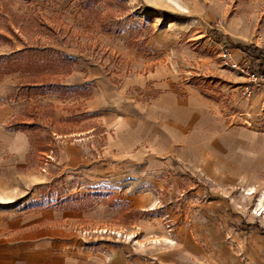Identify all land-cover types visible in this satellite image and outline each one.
Returning a JSON list of instances; mask_svg holds the SVG:
<instances>
[{
  "label": "rangeland",
  "instance_id": "374dc122",
  "mask_svg": "<svg viewBox=\"0 0 264 264\" xmlns=\"http://www.w3.org/2000/svg\"><path fill=\"white\" fill-rule=\"evenodd\" d=\"M81 1L0 0V65L10 61L0 80L12 76L18 91L9 101L22 120L31 119L11 125L27 135L30 151L24 177L0 180V205L30 213L103 204L119 214L107 225L78 221L80 237L121 243L146 259L153 246L178 247V230L185 244L193 239L198 247L196 264H205L204 255L220 264H264V77L256 73L258 61L210 31L255 41L264 28V0H93L85 8ZM237 62L239 68L229 66ZM77 74L116 88L138 81L123 93L142 110L158 97V79L180 96L194 88L211 100L215 148L201 151L198 164L166 169L163 187L134 212L103 184L85 185L80 169L71 171L64 160L70 142L88 162L108 168L117 161L110 146L117 125L93 119V84L70 85ZM155 217L165 237L136 226Z\"/></svg>",
  "mask_w": 264,
  "mask_h": 264
},
{
  "label": "crops",
  "instance_id": "0c3cea01",
  "mask_svg": "<svg viewBox=\"0 0 264 264\" xmlns=\"http://www.w3.org/2000/svg\"><path fill=\"white\" fill-rule=\"evenodd\" d=\"M257 35L264 44V28ZM258 38L248 45L262 49ZM89 80L94 91L89 100L91 112L96 116L93 119L109 126L117 125L110 139L111 155L117 161L108 168L88 162L81 146L70 142L65 146L64 160L71 171L80 169L85 185L103 184L102 191L117 193L120 196L117 200L126 201L134 212L152 201L154 189L163 187L165 181L161 176L166 175V169L182 170L198 164L201 151L215 148L211 100L194 88L186 87L183 90L186 96H180L169 80L158 79L154 83L160 90L158 97L142 110L132 105L123 93L138 81L124 80L116 88L98 80L96 75L85 78L77 74L70 85L82 86ZM17 89L12 76L0 80V180L24 177L23 168L30 151L27 135L11 128L13 123L31 122V119L22 120L19 106L9 101ZM59 108L56 107V113H63ZM118 214L103 204L88 210L59 211L53 207L30 213L0 205V264H196L198 247L193 239L185 244L186 238L178 230V247L153 246L148 250L150 258L146 259L141 252H126L128 246L124 244L89 241L76 232L80 220L107 225ZM138 224L149 236H163L157 217ZM206 240L214 245V239ZM222 255L229 257L230 253ZM203 258L205 264H220L214 258L205 255Z\"/></svg>",
  "mask_w": 264,
  "mask_h": 264
},
{
  "label": "trees",
  "instance_id": "16d2710c",
  "mask_svg": "<svg viewBox=\"0 0 264 264\" xmlns=\"http://www.w3.org/2000/svg\"><path fill=\"white\" fill-rule=\"evenodd\" d=\"M92 2H93V0H83V1H81V6H82V8H85L88 5L92 4ZM210 31H211L212 37L215 38V40H217L218 42H220L221 40L224 39L225 40V46L227 48H232V49H236V50L238 49L239 52H241L242 54H247L248 57H251V58H253V60L258 61V63L256 64V67H257L256 73L258 75L264 77V50L258 48L254 44L248 45V44H242L240 42L236 43L231 37H229L228 35H226L222 32L220 34H218L215 30H210ZM29 56H31V55L29 54ZM18 64H20V63H18ZM9 65H10V61H7L4 66L0 65V73H8L10 71ZM33 87H36L37 89L46 88L49 90H44V91H49V92L54 90L50 86H48V87L33 86ZM56 88L60 89L62 91L66 90L65 87L62 85H58Z\"/></svg>",
  "mask_w": 264,
  "mask_h": 264
},
{
  "label": "built area",
  "instance_id": "2783aa9c",
  "mask_svg": "<svg viewBox=\"0 0 264 264\" xmlns=\"http://www.w3.org/2000/svg\"><path fill=\"white\" fill-rule=\"evenodd\" d=\"M222 53H223L222 55H223L224 57H226V56L228 55L226 49H224V51H223ZM239 65H240V62H237V63H229V66H230L231 68H239ZM241 67H242V68H241L242 71L247 70V67H246L245 64H242ZM251 77H253V74L251 75ZM262 77H263V76H262Z\"/></svg>",
  "mask_w": 264,
  "mask_h": 264
}]
</instances>
